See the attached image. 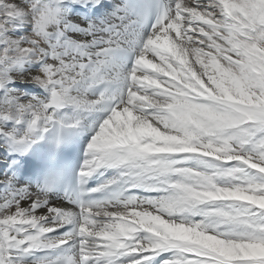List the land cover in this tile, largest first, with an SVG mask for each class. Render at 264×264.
<instances>
[{
    "label": "snow or ice",
    "instance_id": "snow-or-ice-1",
    "mask_svg": "<svg viewBox=\"0 0 264 264\" xmlns=\"http://www.w3.org/2000/svg\"><path fill=\"white\" fill-rule=\"evenodd\" d=\"M0 264H264V0H0Z\"/></svg>",
    "mask_w": 264,
    "mask_h": 264
}]
</instances>
